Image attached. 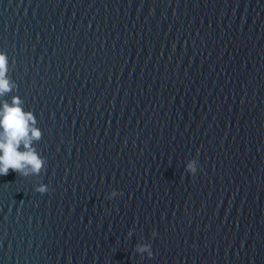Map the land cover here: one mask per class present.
Here are the masks:
<instances>
[{
  "label": "water",
  "instance_id": "water-1",
  "mask_svg": "<svg viewBox=\"0 0 264 264\" xmlns=\"http://www.w3.org/2000/svg\"><path fill=\"white\" fill-rule=\"evenodd\" d=\"M0 52L46 160L0 264H264V0H0Z\"/></svg>",
  "mask_w": 264,
  "mask_h": 264
},
{
  "label": "clouds",
  "instance_id": "clouds-1",
  "mask_svg": "<svg viewBox=\"0 0 264 264\" xmlns=\"http://www.w3.org/2000/svg\"><path fill=\"white\" fill-rule=\"evenodd\" d=\"M9 71L8 57L0 52V97H5L16 88L8 75ZM23 105V100L16 95L12 96L11 102L5 99L0 103V175H8L12 170L24 177L39 176L45 170L46 160L34 146L41 140L42 132L37 126L35 115L25 111ZM197 170L198 161L189 160L185 171L195 175ZM35 191L43 195L50 189L41 183L35 187ZM121 194L113 190L106 198L112 199ZM128 235L131 237V230ZM134 250L141 255L146 253L149 258L153 257L148 243H138Z\"/></svg>",
  "mask_w": 264,
  "mask_h": 264
}]
</instances>
